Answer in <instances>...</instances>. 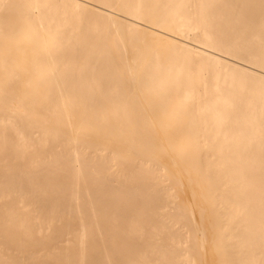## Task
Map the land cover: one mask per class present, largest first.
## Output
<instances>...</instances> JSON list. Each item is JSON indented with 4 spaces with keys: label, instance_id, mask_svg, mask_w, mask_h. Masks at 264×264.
Segmentation results:
<instances>
[{
    "label": "bare ground",
    "instance_id": "1",
    "mask_svg": "<svg viewBox=\"0 0 264 264\" xmlns=\"http://www.w3.org/2000/svg\"><path fill=\"white\" fill-rule=\"evenodd\" d=\"M0 264H264V0H0Z\"/></svg>",
    "mask_w": 264,
    "mask_h": 264
}]
</instances>
